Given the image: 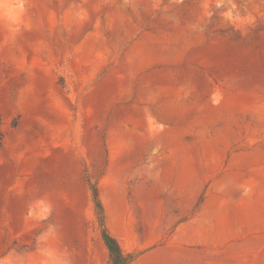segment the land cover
I'll use <instances>...</instances> for the list:
<instances>
[{"label":"rangeland","instance_id":"374dc122","mask_svg":"<svg viewBox=\"0 0 264 264\" xmlns=\"http://www.w3.org/2000/svg\"><path fill=\"white\" fill-rule=\"evenodd\" d=\"M264 264V0H0V264Z\"/></svg>","mask_w":264,"mask_h":264},{"label":"trees","instance_id":"16d2710c","mask_svg":"<svg viewBox=\"0 0 264 264\" xmlns=\"http://www.w3.org/2000/svg\"><path fill=\"white\" fill-rule=\"evenodd\" d=\"M92 192L95 210L102 226V240L109 252V263L131 264L137 258V254L123 249L119 241L110 233L105 224L104 206L100 199L98 188L95 187Z\"/></svg>","mask_w":264,"mask_h":264},{"label":"crops","instance_id":"0c3cea01","mask_svg":"<svg viewBox=\"0 0 264 264\" xmlns=\"http://www.w3.org/2000/svg\"><path fill=\"white\" fill-rule=\"evenodd\" d=\"M100 199H101V198H100ZM103 206H104V204H103ZM105 212H106V208H105V206H104V213H105ZM105 223H106V213H105ZM112 235H113V234H112ZM113 236H114V235H113ZM114 237H115V236H114ZM115 238H116V237H115ZM116 239H117V238H116ZM117 240H118V239H117ZM133 262H134V261H133ZM133 262H132V263H133ZM132 263H131V264H132Z\"/></svg>","mask_w":264,"mask_h":264}]
</instances>
